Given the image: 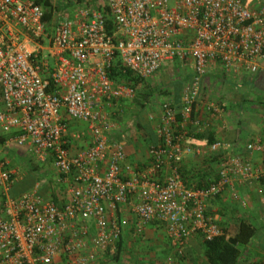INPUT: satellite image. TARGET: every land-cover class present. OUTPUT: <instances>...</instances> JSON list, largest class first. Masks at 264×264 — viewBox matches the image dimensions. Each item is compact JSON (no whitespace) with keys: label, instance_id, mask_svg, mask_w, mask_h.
I'll return each instance as SVG.
<instances>
[{"label":"built area","instance_id":"1","mask_svg":"<svg viewBox=\"0 0 264 264\" xmlns=\"http://www.w3.org/2000/svg\"><path fill=\"white\" fill-rule=\"evenodd\" d=\"M0 0V135L3 147H25L40 171L51 172L56 198L37 184L17 196L18 180L0 156V264H110L129 217L141 233L156 222L178 254L190 236L210 240L222 227L210 203L229 193L241 207L238 186L264 178V141L250 147L254 164L231 143L207 145L215 172L186 180L187 155L203 153L187 143L208 126L200 117L224 113L206 97L203 78L218 63L225 76L255 73L264 59V6L244 0ZM71 9V12L68 10ZM147 81L167 66H190L180 97L169 93L157 111H146L157 141L149 162L124 163V143L111 137L115 116L132 107L140 82L118 80L113 66ZM183 69V68H182ZM170 89L166 88V92ZM66 118L81 121L89 144L71 151ZM131 117L127 127L138 129ZM39 172V171H38ZM58 193V192H57Z\"/></svg>","mask_w":264,"mask_h":264},{"label":"crops","instance_id":"2","mask_svg":"<svg viewBox=\"0 0 264 264\" xmlns=\"http://www.w3.org/2000/svg\"><path fill=\"white\" fill-rule=\"evenodd\" d=\"M259 68L255 73L239 71L236 74L225 76L216 62L203 78V92L224 104V113L216 118H211L203 110L200 117L203 122L208 124L202 132H192L189 130L187 143L201 147L203 153L199 155H187L182 164V170L186 180L197 181V179H207L215 172V160L219 155L208 150L210 143L221 142L231 143L233 151L254 164L261 162V155L258 151L251 149L250 143L257 139L264 141V59L258 60ZM185 70V76L191 72L190 66L174 64L162 68L164 70ZM164 69V70H163ZM182 79L179 77L176 81ZM159 87L161 83H158ZM174 84L168 86L170 96L175 100ZM181 90V88H180ZM179 90V97H180ZM179 97L176 102L179 100ZM0 97V108L1 104ZM130 111V116L136 117L135 107L125 106L118 113L114 120L120 126L124 121L122 112ZM144 108V124L149 125L150 134H145L141 128L132 130L130 127H123L125 130L118 135L123 136L124 150L126 158L124 163L135 166L148 164V153L141 152L142 147L154 144L157 141L153 122L146 116ZM142 115V113H141ZM68 130L71 128L84 127L86 125L77 120L67 119ZM122 127V126H121ZM114 129V128H113ZM148 133V131H147ZM69 134L72 135V132ZM115 133L114 136H116ZM145 134V135H144ZM113 134L111 133V136ZM90 135L87 131V135ZM139 136V137H138ZM0 137H2L0 135ZM83 136L79 139H72L71 151L85 147ZM3 143L0 144V152ZM6 152V151H5ZM1 156V154H0ZM142 164V165H139ZM239 194L245 201V206L241 207L238 202L231 198L229 193L223 196H216L211 200L210 210L215 212L217 221L222 227L223 233L231 237L235 234L240 220H246L255 228V234L249 243L241 246L240 257L237 264H264V178L250 179L238 186ZM129 217L128 225L124 227L123 233L118 243L116 258L110 264H210L205 255V245L203 240L197 235L190 236L182 250L178 254L169 245L164 229L156 222L145 225L141 233L134 230V218L122 208V212Z\"/></svg>","mask_w":264,"mask_h":264},{"label":"trees","instance_id":"3","mask_svg":"<svg viewBox=\"0 0 264 264\" xmlns=\"http://www.w3.org/2000/svg\"><path fill=\"white\" fill-rule=\"evenodd\" d=\"M36 2H42L44 6L47 8V12L45 15V19H48L50 16V7L51 4L49 0H35ZM246 3V0H244ZM113 77H116L118 80H124L127 82L134 81L135 83H138L142 81L141 79L133 76L132 72L120 67V62L119 60L117 61L116 65L113 66L112 74ZM177 84V87H173L174 89V98L175 100L178 99L179 97V90L181 88V85L183 83V80L181 79L180 81H175ZM148 85V82L142 81L140 82V87ZM159 86V85H158ZM153 86L154 89H158L162 91V93L166 94L169 93L166 92V88L164 89L163 86ZM142 89L136 90V96L134 98V102L137 103L139 96L144 95ZM141 104V106H140ZM139 107H137L136 110V120L138 121L137 127L142 128L144 130V133L150 134V129L148 124H144L143 120L145 119L144 117V104L140 103ZM142 113V115H141ZM148 131V133H147ZM122 132H126L125 130L118 131L116 132V139L120 140L123 139V136H120ZM120 133V135H118ZM128 133V132H126ZM144 134V135H145ZM148 136V135H147ZM4 138L0 137V144L3 143ZM32 164V163H31ZM31 168L28 170V172L21 177L20 179L16 180L12 185L9 190V194L11 196H17L21 192L26 191L31 189L35 182L39 179V173H38V166L37 165H31ZM255 234V228L252 224L247 222L246 220H240L238 224L237 231L235 234L231 237H228L225 235V233H221L217 236H214L210 240H203L204 245H205V255L207 259L209 260L210 264H237L239 257H240V248L241 246L246 245L249 243L250 239L252 236ZM117 254H114L112 258H116Z\"/></svg>","mask_w":264,"mask_h":264},{"label":"rangeland","instance_id":"4","mask_svg":"<svg viewBox=\"0 0 264 264\" xmlns=\"http://www.w3.org/2000/svg\"><path fill=\"white\" fill-rule=\"evenodd\" d=\"M247 5L251 6V7H257V6H264V0H246ZM69 12H71V9L68 10ZM164 70V69H163ZM185 70L181 69L179 70H164V71H158L156 72L153 76H151L150 78L147 79L148 85H145L140 87H137V90H141L144 95H140L139 99L136 102L133 101L132 105L133 107L137 108L139 107V104L142 103L144 104V106H146V109L148 110H153V111H157L158 109V104L160 102V100L165 96L164 93H162V91L158 90V89H154L153 86H158V83H161L160 86H163V88H167L170 85L174 84V87H177V84L175 83V81L181 76L185 75ZM159 87V86H158ZM141 92V93H142ZM141 106V104H140ZM132 113H130V111H126V112H122L120 117L124 118V121L121 123L120 126L118 122H115V127L112 130V138L116 139L115 133L120 131L124 126L126 127L127 124L129 123L130 119H131V115ZM116 123L118 125H116ZM122 126V127H121ZM69 132L73 133V132H78L79 134H81V136H83L84 138V142L87 143L89 142V137L86 136L87 135V131L84 127H80L78 128H71L69 130ZM139 137V136H138ZM147 149H148V145L143 146L141 152L144 154H147ZM6 151V152H5ZM1 156L3 155L7 160L9 159L10 161V165L12 168L16 169V175H18V179H20L21 177H23L28 170L31 168L30 166L34 164V162L32 161L31 157L29 156L28 153L25 152V147H15L13 145H8L5 148L2 149V151L0 152ZM148 156V155H147ZM32 163V164H31ZM142 165V164H139ZM38 173H39V179L35 182V184H37V189L39 190V192L45 196V197H52V198H56L57 194H61L59 191H54V187L51 185V177L52 174L50 171H48V169L43 168L41 171L38 168ZM58 192V193H57Z\"/></svg>","mask_w":264,"mask_h":264}]
</instances>
